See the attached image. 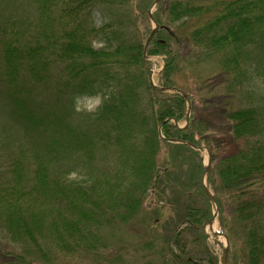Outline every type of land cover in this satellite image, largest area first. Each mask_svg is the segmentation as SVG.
<instances>
[{"label": "trees", "instance_id": "obj_1", "mask_svg": "<svg viewBox=\"0 0 264 264\" xmlns=\"http://www.w3.org/2000/svg\"><path fill=\"white\" fill-rule=\"evenodd\" d=\"M138 2L34 0L33 21L14 18L11 3H0L1 114L27 135L12 147V129L3 127L0 226L28 246L97 253L99 226L133 220L155 194L158 219L170 212L159 221L165 243L155 251L147 240L139 250L199 264L191 245L210 219L198 152L207 147L221 225L230 241L240 236L243 264H264V95L257 96L264 58L254 63V51L264 49V0H168L173 28L158 10L150 13L151 0ZM151 16L158 27L147 53L168 55L157 86L139 29ZM173 46L188 47L185 54L197 62L216 59L219 73L199 77L194 94L177 86L185 54ZM83 96L101 97L96 111H77ZM213 130H226L234 151L219 152L224 137ZM68 162L84 171L72 176ZM186 232L197 239L188 242Z\"/></svg>", "mask_w": 264, "mask_h": 264}, {"label": "rangeland", "instance_id": "obj_2", "mask_svg": "<svg viewBox=\"0 0 264 264\" xmlns=\"http://www.w3.org/2000/svg\"><path fill=\"white\" fill-rule=\"evenodd\" d=\"M4 1H9L11 3L12 7L7 8V10L11 9L13 12L11 15L16 19H29L30 21H33V19H35L37 16L34 0H0V3L7 7ZM147 1L150 0H139L138 3H140L142 6L146 4ZM167 2L168 0H151L149 11L150 13H155L158 10L162 21L166 25L168 24L173 28L174 24L169 22L167 12L165 11V4ZM98 16L100 17L101 14L98 13ZM155 27H158V25L153 16L147 17L146 19L141 18L139 22L141 35L140 39L145 44L144 57L148 61L150 80L153 85H159L168 55L164 53H147L149 43L156 33L155 32L150 38V35ZM148 40L150 41L146 46ZM95 45L96 47H99L101 44L95 42ZM173 49L184 54L188 52V47L185 46L182 48H179V46H173ZM185 55L182 54V56L179 58V66L181 69H179V72L175 73V80L178 84L177 86H182L190 93L194 94L199 91L201 86L200 82H198V78L217 75L219 73L220 67H218V62L214 58H208L197 62V60L192 59L190 55ZM263 56L264 49L257 47V49L254 51V63L257 64L260 62L261 58H264ZM256 66L257 65H255L253 68L256 69ZM261 67L264 69V64H262ZM176 89L177 88H168L166 91L168 93H173L176 91ZM259 94L264 95V77L262 80L260 79L257 81V96H259ZM193 96L195 97V95ZM101 101V97H79L76 101V109L77 111L83 113L94 112L99 107ZM4 107V105L0 107V138L3 136L2 132H4V125L8 124V128L12 129V131H9V134L15 137L13 140L10 139L8 143L10 144L13 142V146H10L14 147V145H17V142L14 143L15 139L20 138L21 141V138L24 136L27 139V135L19 126L16 124L14 125L8 121V119H6L3 114H1V110L6 109ZM196 107H198V110L200 109L199 105ZM201 111L211 120L218 118L217 114L210 109H202ZM185 124L186 122L182 121L179 126L183 127ZM213 133H221V137H224L222 145L220 148H218L219 152L221 151L222 154H228L234 151V144L230 143V134L226 133V130H221L220 132L213 130ZM41 136L42 133L38 135V137ZM48 139L49 138H46V136H43L41 141L44 143ZM246 142V139L241 141L242 144H245ZM198 152L202 156V165L208 167L210 165L211 157L209 148L204 147L202 149H198ZM0 164H2V159H0ZM100 166L102 165H99L98 168ZM68 167L74 172L72 176H75L76 172L84 171L81 169H77L78 171L73 170L74 168L71 162H68ZM202 182L204 191L207 197L210 198V219L205 223L203 236L199 238L195 244L191 245V247H194L195 250L199 251L196 252V257L200 260L199 264H243V252L240 251L239 246L241 243L240 236L237 238L234 237L233 241H230L229 236L225 233L220 219L221 208H219L217 202L213 199L215 190L211 185L208 184L207 173L205 174ZM206 188L210 191L211 197H209L207 194ZM225 205L226 219L231 222L229 216V211L231 209L227 206V203H225ZM157 208V196L155 194H149L145 199L141 211L133 218V220H118L116 222L105 221L102 225H100L101 227L99 226L97 231L99 235V237L95 239L97 246L96 250H98L97 253L93 251L87 252L86 250L81 251L78 249V251L73 255H64L57 253L59 251L55 250L52 245L48 246L42 243L39 244V246H36L31 243L30 246H28L6 236L2 230V227L0 226V244H2L1 252H3V254H0V264H18L22 259L29 260V262H33L34 264H175L178 261L174 259L172 255L164 259L163 256L157 252L155 253L151 250L143 249L141 251L139 250L140 246L143 248L144 245L142 244L147 240H154V248H156L155 251L159 250V248L165 243V239H161V235L164 232L161 228L163 221H159L165 219V216L170 214V212L163 214L162 217L158 219ZM179 227L180 229H183L186 226L182 223ZM196 234L197 232H186L184 234V239H186L188 242L195 240L197 239L195 238ZM226 248H228V259L225 263ZM116 259L119 260L116 261ZM177 264H185V262L182 260Z\"/></svg>", "mask_w": 264, "mask_h": 264}, {"label": "water", "instance_id": "obj_3", "mask_svg": "<svg viewBox=\"0 0 264 264\" xmlns=\"http://www.w3.org/2000/svg\"><path fill=\"white\" fill-rule=\"evenodd\" d=\"M156 30H157V27H155V28L153 29V31H152V33H151V35H150V38L153 36V34L156 32ZM149 41H150V40L147 41L146 46L148 45ZM184 96H185V98H187L186 95H184ZM190 112H191V106L189 105V109H188V117L190 116ZM192 147H194V146H192ZM207 168H208V167H205L204 176H205V174L207 173ZM204 176H203V179H204ZM206 192H207V194L209 195V197H211V193H210V191H209L207 188H206ZM227 259H228V248H226V253H225V263L227 262Z\"/></svg>", "mask_w": 264, "mask_h": 264}]
</instances>
